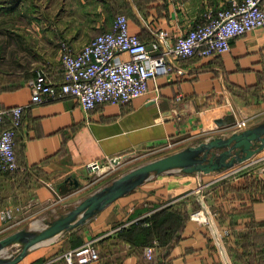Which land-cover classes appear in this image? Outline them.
Wrapping results in <instances>:
<instances>
[{"label":"crops","instance_id":"crops-1","mask_svg":"<svg viewBox=\"0 0 264 264\" xmlns=\"http://www.w3.org/2000/svg\"><path fill=\"white\" fill-rule=\"evenodd\" d=\"M229 1L0 0V109L22 107L13 136L17 169L0 176V213L9 215L0 218V239L81 199L85 191L92 194L91 162L108 166L135 154L165 156L264 123L261 29L231 40L229 50L216 56L169 58L170 72L148 81L145 95L123 105L98 104L83 111L68 97L29 102L27 81L35 71L60 81V43L76 52L122 14L127 32L150 51L156 30L166 31L171 43L205 12ZM240 121L245 127L236 129ZM167 142L173 146L164 148ZM69 177L79 184L75 190L63 183ZM162 208L184 220L166 246L150 244L153 253L146 259L142 239L130 241L119 232ZM73 236L80 240L76 246H71ZM87 241L98 253L93 264H262L264 148L226 170L154 175L58 242L29 250L16 264H65L61 254ZM5 253L4 248L0 258H7Z\"/></svg>","mask_w":264,"mask_h":264},{"label":"built area","instance_id":"built-area-1","mask_svg":"<svg viewBox=\"0 0 264 264\" xmlns=\"http://www.w3.org/2000/svg\"><path fill=\"white\" fill-rule=\"evenodd\" d=\"M256 29L264 30V0H230L218 9L205 12L200 22L171 43L166 31L156 30L148 51L144 43L127 32L126 17L118 14L108 31L97 34L76 52L60 43V81L53 82L43 71H35L27 81L29 102L42 104L68 97L83 111L98 104L123 105L145 95L148 81L170 72L169 58L216 56L229 50L231 40ZM21 113V106L0 109V176L17 169L13 136ZM244 127V121L236 124V129ZM172 146L167 142L164 148ZM100 166L98 162H91L87 165L88 172L97 171ZM8 217L7 211L0 213L2 220ZM152 253V245L143 248L146 259ZM61 258L65 264H93L98 260V253L94 242L87 241L63 252Z\"/></svg>","mask_w":264,"mask_h":264},{"label":"water","instance_id":"water-1","mask_svg":"<svg viewBox=\"0 0 264 264\" xmlns=\"http://www.w3.org/2000/svg\"><path fill=\"white\" fill-rule=\"evenodd\" d=\"M264 148V123L252 128L230 133L228 136L214 137L188 146L177 152L151 160L114 179L79 201L69 212L47 223L39 231L17 230L0 239V254L12 244L19 248L14 256L0 258V264H16L27 251L58 237L82 225L98 211L130 192L154 175L171 171L184 173H210L226 170L234 164L250 159ZM118 160H111L117 164ZM63 183L70 184V189L79 187L74 178H66Z\"/></svg>","mask_w":264,"mask_h":264},{"label":"rangeland","instance_id":"rangeland-1","mask_svg":"<svg viewBox=\"0 0 264 264\" xmlns=\"http://www.w3.org/2000/svg\"><path fill=\"white\" fill-rule=\"evenodd\" d=\"M7 18H9V19H6V18L5 19L6 20L15 19V18L10 17V16H8ZM26 22H27V20H24L22 17V23L25 26L29 25L28 22L27 23ZM5 24H6V26H9L11 23L6 22ZM9 27L12 29L11 26H9ZM57 52H58V56H59V48L57 49ZM163 153L164 152H159V153L158 152L157 153H151L150 152L149 154H145V155L135 154L134 156L124 158L123 161H118L117 164H115V165L114 164L108 165V166L101 165L97 171L91 172L89 174V181L91 184H94V186L91 189H93V191L95 192L96 190L109 185L114 179H116L119 176L129 172L130 170H132V169H134V168H136L142 164H145L151 160H154V159H157V158L163 156L165 154V153L164 154ZM69 190H71V189H69ZM73 190H75V189H73ZM82 194H84V195H82V198L79 199L80 201L83 198L87 197V195L89 193H88V191H85ZM79 200L78 199H77V201L71 200L70 203H68L65 206L56 207L52 210V212H50V211L45 212L42 215L41 219L40 220L38 219V221H36L37 223L36 222L34 224H32L31 222H30V224L24 223L23 225L20 226V229H18V230L30 229V230H32V232L39 231L42 228H44L47 225V223H50L51 221L63 216L67 212H69L79 202ZM64 234H66V232L62 233V235L54 238L53 240L58 242L61 239V236H63ZM49 242L47 241V242L40 243L39 246L45 247V244H46V246L50 245ZM18 248H19L18 244H12V245L7 246L5 248V250H6L5 255H8V257L14 256L17 253ZM27 253H29V251H27L25 255H27Z\"/></svg>","mask_w":264,"mask_h":264},{"label":"trees","instance_id":"trees-1","mask_svg":"<svg viewBox=\"0 0 264 264\" xmlns=\"http://www.w3.org/2000/svg\"><path fill=\"white\" fill-rule=\"evenodd\" d=\"M7 174L9 173L3 174V176ZM183 220L182 216L170 211L169 208H162L143 218L138 224H130L126 229H122L119 234L126 235V238L130 241H133L135 237H140L142 242L139 245L143 247L150 246L153 241H156L160 247H164L173 239ZM70 242L71 246H76L80 240L78 237L73 236L70 237ZM40 262L41 260L34 264Z\"/></svg>","mask_w":264,"mask_h":264},{"label":"bare ground","instance_id":"bare-ground-1","mask_svg":"<svg viewBox=\"0 0 264 264\" xmlns=\"http://www.w3.org/2000/svg\"><path fill=\"white\" fill-rule=\"evenodd\" d=\"M37 223V222H36ZM39 225V224H38ZM42 228V227H41ZM54 238H56V237H53L50 241H52ZM49 242V241H48Z\"/></svg>","mask_w":264,"mask_h":264}]
</instances>
